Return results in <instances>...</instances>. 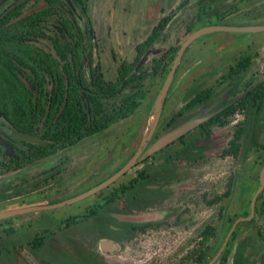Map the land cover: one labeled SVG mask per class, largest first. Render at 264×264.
<instances>
[{"label":"flooded vegetation","instance_id":"obj_1","mask_svg":"<svg viewBox=\"0 0 264 264\" xmlns=\"http://www.w3.org/2000/svg\"><path fill=\"white\" fill-rule=\"evenodd\" d=\"M189 7L195 12L188 16ZM252 14L264 16V0H182L164 16L170 22L138 63L150 49L154 55L136 69L152 70L156 59L176 48L168 71L158 75L164 76L161 89L193 31L235 26L229 21ZM181 19L183 37L156 49ZM216 31L250 32L205 34ZM205 34L184 50L157 118L153 106L160 89L105 130L70 140L46 138L43 78L36 79L37 93L29 94L36 98L31 109L14 115L0 108V264H146L142 258L130 260L129 250L140 257L146 236L168 228H182L185 235L162 264H264V185L253 201L264 167L259 156L264 154V41L247 35L207 40L196 61H183ZM199 63L202 68L187 77ZM80 92L87 99L89 85ZM137 112L145 114L136 119L140 129L134 132L132 122L120 130ZM195 120L189 130L146 155L161 137ZM131 160L127 171L96 189ZM226 160L229 170L211 188L206 173ZM205 205L217 209L196 220L197 208ZM26 208L37 209L7 215Z\"/></svg>","mask_w":264,"mask_h":264},{"label":"trees","instance_id":"obj_2","mask_svg":"<svg viewBox=\"0 0 264 264\" xmlns=\"http://www.w3.org/2000/svg\"><path fill=\"white\" fill-rule=\"evenodd\" d=\"M41 1L42 8L26 14ZM72 1L85 16V26L68 0H13L0 16V108L14 115L31 109L36 98L29 94L37 93L36 79L43 78L44 136L50 139L93 134L133 114L148 95L146 80L164 75L176 51L156 59L152 70L136 69L140 56L170 22L164 17L137 45L135 60L122 61L116 79H107L96 56L89 0ZM82 85L90 87L87 99Z\"/></svg>","mask_w":264,"mask_h":264},{"label":"rangeland","instance_id":"obj_3","mask_svg":"<svg viewBox=\"0 0 264 264\" xmlns=\"http://www.w3.org/2000/svg\"><path fill=\"white\" fill-rule=\"evenodd\" d=\"M8 1L13 2V0ZM68 1L73 5L74 12L80 18L83 26H85V19L81 11L73 4L72 0ZM181 1L182 0H89L88 14L93 25V38L97 43L96 55L100 59L108 79L114 80L116 78L117 66L122 61H132L135 59L137 44L142 42L149 35L152 28L161 18L175 12ZM40 3L42 4L43 2L41 1ZM193 12H195V9L189 7L187 15L189 16ZM230 22L235 26L238 24L248 26L252 23L264 24V16L252 14L250 16L238 17L229 21V23ZM166 35L167 38H165V40L159 41L156 44V49H163L165 46L175 42L177 38L183 37L182 19L168 28ZM246 35L249 40L264 41V30L250 32L216 31L198 38L192 44L190 52L185 54L183 61H196L199 58L198 48L204 41L225 37L241 39ZM207 50L209 49H206L204 52ZM153 55V53H149L148 59L150 60ZM149 60L144 61L142 64H148ZM202 66L203 64L199 63L195 65L194 68H189L187 77L197 73ZM163 78L164 76H156L154 78L150 76L146 80V88L149 91V101L153 100L154 96L159 91ZM147 103L148 101H146L145 104L147 105ZM140 115L145 118V114L137 112L121 126L120 130L126 129L127 126L133 124L132 122H136V119ZM139 129V124L136 122L133 131L135 132ZM229 164L230 162L228 160L220 161L216 168H211L209 172L206 173L205 180L208 181L211 188H213L212 184H214L218 176H220L223 171L229 170ZM216 209L217 208H209L207 205L203 206V208H197L196 220H201L210 213L216 211ZM184 235L185 230L182 228H168L155 233L151 237L146 236V240L142 245L143 250L140 252V257H133L135 251L129 250V258L130 260L142 258L140 262H145L146 264L151 263V260H157V264H162L169 258L170 252L175 251Z\"/></svg>","mask_w":264,"mask_h":264},{"label":"water","instance_id":"obj_4","mask_svg":"<svg viewBox=\"0 0 264 264\" xmlns=\"http://www.w3.org/2000/svg\"><path fill=\"white\" fill-rule=\"evenodd\" d=\"M12 2H9L8 0H0V7L2 6L1 10H0V16L2 15V13L4 12V10L11 4ZM42 8V4L40 3L38 5V7L36 6L35 8H33L32 10L26 12L30 13L34 10H38ZM74 10V8H73ZM75 15L77 16V18L80 21V18L78 17V15L75 13ZM83 15V14H82ZM84 19L85 16L83 15ZM81 23V21H80ZM81 25L83 26V24L81 23ZM241 30V31H259V30H264V24L262 25H248V26H226V25H207V26H203L200 27L198 29H196L195 31H193L185 40L184 42L181 44L175 58L172 64V67L169 71V74L162 86V88L160 89L157 98L154 102V106H153V111H155L156 115L155 117L157 118L159 113L161 112L165 97L167 95L169 86L171 84V81L173 79L174 73L177 69L179 60L184 52V50L186 49V47L197 37H199L202 34L211 32V31H215V30ZM152 52V49H150L143 57L142 59L139 61L137 67L141 66L142 63L146 60H148V55L149 53ZM154 52V51H153ZM199 122V120H195L193 122H190L186 125H183L182 127L176 129L175 131L168 133L166 135H164L163 137H161L154 145H152L149 149L146 155L152 153L153 151L163 147L164 145H166L167 143L171 142L172 140L176 139L178 136H180L181 134H183L184 132H186L187 130H189L193 125L197 124ZM24 138H28L30 140H36L34 137H32L29 134H22L21 135ZM133 163V160L129 161L126 165H124L117 173H115L112 177H110L109 179H107L106 181H104V183L102 185H100L98 188H101L102 186H106L108 184H110L112 181H114L115 179H117L120 175H122L125 171H127L131 165ZM264 185V167L261 170V186L259 187V189L256 191L254 197H253V201L255 200L257 194L262 190ZM96 189H94L93 191H95ZM92 191V192H93ZM37 208H26V209H22V210H18V211H13L8 213L7 215H15V214H19V213H23V212H27L30 210H34ZM131 219H135V217L131 218Z\"/></svg>","mask_w":264,"mask_h":264}]
</instances>
